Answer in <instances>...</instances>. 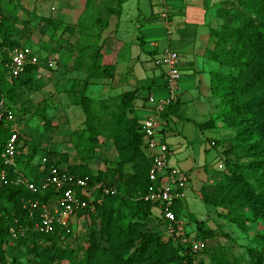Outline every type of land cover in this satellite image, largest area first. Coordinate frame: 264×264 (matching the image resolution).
I'll return each instance as SVG.
<instances>
[{"label":"trees","instance_id":"obj_1","mask_svg":"<svg viewBox=\"0 0 264 264\" xmlns=\"http://www.w3.org/2000/svg\"><path fill=\"white\" fill-rule=\"evenodd\" d=\"M235 3L244 8H234ZM252 10L256 12L255 16L251 14ZM219 16L223 20L222 26L211 30L214 47L206 50L208 59L226 69L225 72L212 74V94L219 100L216 118L237 129L233 140L252 159L242 164L226 157L228 172L213 174L214 187L203 186L200 195L205 204L219 209L220 216L241 228L245 229L249 223L264 228V0H229L219 10ZM80 19L84 21V17ZM45 23L54 29L63 26L62 21L49 18ZM14 28L12 20L0 15V174L5 169L1 154L11 136V125L4 108L17 110L15 103L20 89L35 83V73L40 65L28 64L18 77L9 75V52L21 46L13 38ZM114 73L113 65L95 64L87 78L75 81L69 90L73 94L72 102L80 106L86 115L87 141L97 145L100 137L110 139L118 156L114 164L95 173L88 163L93 156L88 155L80 163H69L67 167L49 163L40 171L32 164L37 148L20 131V141L24 142V146L19 148L17 165L30 180L41 183L56 166L70 174L89 176L92 181H102L117 188L116 194L104 196L100 203L90 202L78 211L79 219L89 221L87 245L73 248L69 243L74 236L71 233L35 230V223L39 221L38 211L31 216L24 203L27 204L29 199L47 201L54 190L34 194L25 185L4 184L0 179V206L9 213V226H0L1 264H14L6 253V247H14V260L24 252L37 259V264H56L63 260L72 261V264H204V260L199 261V254L194 253L188 244L166 238L159 216L156 217L160 230L150 229L149 219L156 207L145 199L151 186V161L144 150L141 122L136 113L132 115L140 91L123 92L101 109L95 108L94 100L87 95L93 78L113 77ZM177 103L178 100L162 114L165 128L169 124L168 117L176 113ZM102 110L104 116L99 117ZM42 119L45 131L51 133L55 128L51 119L46 114H42ZM194 123L198 128L205 129L213 126L215 121ZM218 141L213 140L214 145L217 146ZM24 148H28L27 153H24ZM60 157L68 162L67 154ZM20 162L25 169H20ZM13 176L10 170L9 177ZM97 196L101 197L100 194ZM86 200H89L88 197ZM92 203L94 210L90 207ZM109 203L112 204L108 208ZM173 210L178 217L183 216V202L177 200ZM189 221L196 225L197 239L207 242V239L215 237L216 231L204 228L203 221L194 214L189 215ZM11 229L16 231V237ZM209 251L205 246L201 253ZM210 256L208 264H264V254L257 250L249 251L246 263L213 253Z\"/></svg>","mask_w":264,"mask_h":264},{"label":"rangeland","instance_id":"obj_2","mask_svg":"<svg viewBox=\"0 0 264 264\" xmlns=\"http://www.w3.org/2000/svg\"><path fill=\"white\" fill-rule=\"evenodd\" d=\"M233 7L244 8L237 3ZM164 8L162 3L154 0H0V15L15 24L14 40L21 45L31 46L41 60L35 73V83L20 89L15 103L19 129L37 148L32 164L38 170L42 171L49 163H60L59 166L67 167L69 163H80L91 155L93 157L88 163L96 173L118 160L110 139L100 137L97 145L87 141L86 115L80 106L72 102L73 94L69 90L75 81L87 78L92 66L99 64L115 66V73L113 77L91 80L87 95L94 100L95 108L101 109L123 92L140 91L142 78L148 75L149 67L154 65V60L146 51L151 49L148 41H160V48L168 45L167 40L160 39L166 34H163L162 29L165 20L162 14L166 12ZM251 14L255 16L256 12L252 10ZM82 17L83 22L80 21ZM47 18L62 21L63 26L54 29L45 23ZM135 112L136 105L132 115ZM42 114H46L55 127L51 133L44 129ZM137 114L142 116V112ZM103 116L102 110L99 117ZM214 127L217 130L202 131L188 120H177L167 125V130L173 131L178 139H185L183 149L176 148L171 161L179 158L181 151L188 148L191 157L198 163V149L203 135L220 140L217 147L211 143L210 150L213 154H217L218 150L220 152L223 164L218 173L228 172L226 157L242 164L252 159L233 140L237 129L228 126L221 118L217 119ZM61 154L68 155V162L60 157ZM171 163L169 159V165L174 166ZM19 167L25 169L21 162ZM195 171L197 173L198 168L194 169V174ZM213 184L210 182V187H207L212 189ZM183 203V216L189 220L192 212L203 221L204 228L216 231L215 237L207 239L211 252L199 253V261L204 260V264H208L210 253H213L226 256L231 261L246 263L250 250L264 254L262 226L249 223L243 229L230 222L219 215V209L202 201L199 190L188 191ZM111 204H108V208ZM2 207L0 226L7 227L9 213ZM159 212L155 207L149 219L153 231L160 230L156 217ZM89 228L86 219L75 222L74 236L69 241L73 248L87 245ZM187 228L193 235L196 225L189 221ZM13 248L6 247V253L14 264H37V259L24 252L14 260ZM56 264H72V261L63 260Z\"/></svg>","mask_w":264,"mask_h":264},{"label":"built area","instance_id":"obj_3","mask_svg":"<svg viewBox=\"0 0 264 264\" xmlns=\"http://www.w3.org/2000/svg\"><path fill=\"white\" fill-rule=\"evenodd\" d=\"M163 17L167 19L168 13H163ZM1 38L0 33V40ZM9 57L8 68L11 77L22 75L28 64H40L41 61L36 50L29 45L14 47L10 50ZM154 60L155 65L166 74L168 95L165 97L149 95L145 105L148 115L141 122L144 150L151 161L149 170L151 186L145 199L159 209L158 216L162 221L166 238L188 244L194 253L199 254L207 246V242L197 239L195 233L192 235L187 228L189 223L187 217H178L173 210L174 203L185 197L191 176L186 170L169 165L171 149L165 139L166 122L162 117L167 108L178 100L179 83L183 74L180 67L181 55L169 49L156 56ZM4 112L11 125V136L6 141L1 154L5 169L2 170L0 179L4 184L25 185L34 194L44 193L49 189L54 190L49 200L29 199L26 204L31 216H35L38 211L39 221L35 223V230L43 233L60 230L66 234H74V224L79 219L78 211L86 208L90 202L100 203L104 196L116 194L117 188L102 181H92L89 176L79 177L70 174L56 166L52 167L50 175L41 183L30 180L17 165L20 157L19 148L24 146V142L20 141L17 111L4 108ZM1 117L2 112H0V119ZM27 152L28 148H24V153ZM10 170L13 172V177H9ZM98 194L101 197H98ZM90 207L92 210L95 209L93 203ZM11 232L14 237L17 236L14 229H11Z\"/></svg>","mask_w":264,"mask_h":264},{"label":"crops","instance_id":"obj_4","mask_svg":"<svg viewBox=\"0 0 264 264\" xmlns=\"http://www.w3.org/2000/svg\"><path fill=\"white\" fill-rule=\"evenodd\" d=\"M149 1L152 2L153 0ZM154 1L159 4L162 3L165 6L166 12L168 11V18L163 17L165 20L162 19L165 28V30L162 28L163 34L165 32L166 34L160 38L167 40L168 45L160 48V43H158L160 41L151 39L148 41L151 49H146V51L152 61L166 50L170 49L179 52L181 55L180 67L183 72L179 83L176 113L168 117V123L170 124L177 120H188L203 124L212 120L215 121L214 125H217L216 114L219 100L212 94L211 80L213 73L225 72L226 69L218 62L208 59L206 57V50L214 47L211 30L213 28L220 29L222 26L223 20L219 16V10L229 0ZM160 10L162 11L163 9L161 8ZM142 40L145 41L144 39ZM153 62L154 65L149 67L148 75L144 76L139 84L141 88L140 96L136 100L137 103L135 102V113L140 122L148 115L145 105L149 95L156 97L168 95L166 74L160 67L155 65V60ZM152 69L156 70L153 71ZM137 112H142V116L139 117ZM214 125L210 128L202 129V131L207 129L215 130ZM164 133L166 142L171 149V164L186 170L191 176L189 187L185 191V197L181 200L183 202L188 191L193 189L200 191L205 185L210 187V182L213 184L212 175L218 173L223 161L219 150L217 154L210 152L212 149L211 143L213 144V140L215 139L205 135L202 136L199 145L198 163L191 157L192 153L188 148L181 151L179 158L171 161L176 148L178 150L183 149L185 139H178L174 135V132L168 131L167 128ZM195 168H198L197 173L195 171L196 175L193 172ZM191 214L193 213L191 212Z\"/></svg>","mask_w":264,"mask_h":264}]
</instances>
